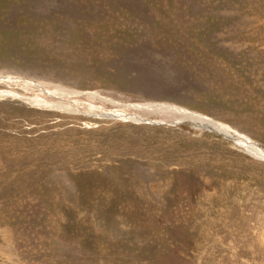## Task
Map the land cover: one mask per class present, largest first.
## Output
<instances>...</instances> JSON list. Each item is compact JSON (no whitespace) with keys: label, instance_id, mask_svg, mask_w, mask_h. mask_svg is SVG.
<instances>
[{"label":"rangeland","instance_id":"374dc122","mask_svg":"<svg viewBox=\"0 0 264 264\" xmlns=\"http://www.w3.org/2000/svg\"><path fill=\"white\" fill-rule=\"evenodd\" d=\"M0 92L77 110L0 96V264H264V158L192 124L264 150V0H0Z\"/></svg>","mask_w":264,"mask_h":264},{"label":"bare ground","instance_id":"6f19581e","mask_svg":"<svg viewBox=\"0 0 264 264\" xmlns=\"http://www.w3.org/2000/svg\"><path fill=\"white\" fill-rule=\"evenodd\" d=\"M24 83H27V82H24ZM29 83V82H28ZM31 85H34V87H38L42 93H43V86L41 84H32V83H29V86ZM28 86V87H29ZM69 90L67 89H62V88H59V87H55V89L52 91H45L44 92L49 95V97H58L59 100H64V97L68 96L70 97L69 95H71L72 92H68ZM76 94V92H73ZM79 94V93H78ZM8 95H13L14 97L18 98V99H21V100H26L27 102L31 103L32 105H35V106H46L47 107H53V108H50V109H53V110H61V111H68V112H76L77 110L74 109V107L72 106L71 108L69 106H66L64 104H55V103H49V102H45L43 101L41 98H32L30 99V97H25L26 99H23V96H19V95H15L14 93H2L0 92V96H8ZM89 96H91V98H94V99H99L97 98L96 94H89ZM101 100V99H100ZM107 101V100H106ZM47 104V105H46ZM147 108L146 109H139L140 111H142L143 113H153V114H169L170 118L173 117L174 115H181L183 116L184 115H189L191 113H189V111L187 110H182L180 108H175V107H171V106H167V105H153V104H147L146 105ZM168 110H170V113L167 112ZM176 110V111H175ZM92 112V111H90ZM85 115H94V116H97L98 114H95V113H88L86 112ZM104 117V116H103ZM204 121L206 126L209 127V128H203L201 127V125H198V123H195L193 122V126L194 127H200L201 129H204V130H214V131H217L219 133H221L223 136H225V138H232L234 139V141L236 142H245V143H242L248 151L250 152H253L257 155H260L261 157L264 158V150H262V148L257 145V144H254L253 141H251L250 139H247V138H239L238 135H233L232 134V131L227 127V126H224L222 124H218V123H215L211 120H208V119H205ZM146 123H147V120H146ZM175 123H178V122H175ZM174 125V124H172ZM211 128H216V129H211ZM242 139V140H241Z\"/></svg>","mask_w":264,"mask_h":264},{"label":"water","instance_id":"95a60500","mask_svg":"<svg viewBox=\"0 0 264 264\" xmlns=\"http://www.w3.org/2000/svg\"><path fill=\"white\" fill-rule=\"evenodd\" d=\"M153 123V122H152ZM153 124H155V123H153ZM201 127H203V128H205L203 125H201ZM210 131H212V132H214V133H217L218 135H222L221 133H219V132H217V131H214V130H210ZM223 136V135H222ZM223 137H225V136H223ZM227 139H229V140H231V141H234V139H232V138H227Z\"/></svg>","mask_w":264,"mask_h":264}]
</instances>
